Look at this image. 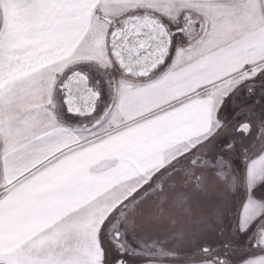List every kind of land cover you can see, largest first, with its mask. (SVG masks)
<instances>
[{
    "label": "snow or ice",
    "instance_id": "obj_1",
    "mask_svg": "<svg viewBox=\"0 0 264 264\" xmlns=\"http://www.w3.org/2000/svg\"><path fill=\"white\" fill-rule=\"evenodd\" d=\"M169 204L264 264V0H0V264H164Z\"/></svg>",
    "mask_w": 264,
    "mask_h": 264
},
{
    "label": "rangeland",
    "instance_id": "obj_2",
    "mask_svg": "<svg viewBox=\"0 0 264 264\" xmlns=\"http://www.w3.org/2000/svg\"><path fill=\"white\" fill-rule=\"evenodd\" d=\"M259 148L258 142L252 145V151H256ZM234 164L241 170L244 167L243 156H237L234 158ZM228 197L225 196V201ZM241 196L229 197L227 206V216L231 221L240 211ZM159 207V203H157ZM156 228L152 231V235L160 234L165 237L167 244H174L178 249L180 258L192 257L195 253V244L199 238L200 233L195 230L190 219L184 218L178 211L174 210L169 204L166 208L162 209L156 217ZM173 254V252H171ZM178 254H173L177 257ZM242 253H238L240 255Z\"/></svg>",
    "mask_w": 264,
    "mask_h": 264
},
{
    "label": "flooded vegetation",
    "instance_id": "obj_3",
    "mask_svg": "<svg viewBox=\"0 0 264 264\" xmlns=\"http://www.w3.org/2000/svg\"><path fill=\"white\" fill-rule=\"evenodd\" d=\"M152 237L155 240L159 241V244L161 247L167 249L169 252H173V254H178L177 247H175L174 244H171V245L167 244L165 237H162L160 234L152 235ZM192 257L189 256V257H185V258L181 259L180 255L178 254L177 257H174V259H172V260L165 261L164 264H188V260H190Z\"/></svg>",
    "mask_w": 264,
    "mask_h": 264
}]
</instances>
